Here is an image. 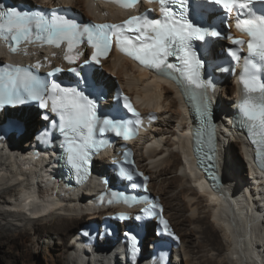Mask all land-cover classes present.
Masks as SVG:
<instances>
[{
	"label": "bare ground",
	"instance_id": "obj_1",
	"mask_svg": "<svg viewBox=\"0 0 264 264\" xmlns=\"http://www.w3.org/2000/svg\"><path fill=\"white\" fill-rule=\"evenodd\" d=\"M24 1L34 4L48 1V5L65 1L64 3H72L77 10L96 21L106 20L108 17L121 21L125 14L123 11H113L110 6L104 8L102 4L92 0ZM47 51L50 56L53 50L49 48ZM101 65L107 72L103 74V82L107 88L111 89L115 85L112 76H117L123 88L135 95L144 109L157 112L156 123L148 120L143 123L142 137L147 135L144 143L146 147L140 146L139 143L134 147L138 163L152 177V192L161 197L173 229L182 239L181 248L177 251L181 257L172 261V264H261L262 261L255 255H264V173L254 166V148L245 142L240 131L231 130L230 122L227 123L234 115L236 104L233 98L235 88L229 85L230 80L218 91L223 92V99L232 101V106L228 108V102L220 98L218 100L216 93L222 115L218 116V127L222 126L223 131L220 132L221 152L218 165L223 185L222 191L216 192L205 181L201 171L196 169L186 147V144L191 143L188 110L183 97L174 86L141 70L117 53L102 60ZM8 116L23 123L26 131L23 140L17 143L21 156L14 151V146L2 150L0 145V167L9 173L12 180L17 179L20 185L15 201L5 196L9 192L0 195L5 207L14 208L0 211V264H42L39 263L40 257L48 256L52 264H114L113 260L121 251L119 248L109 251L87 248V252H81V246L77 244L75 234L78 230L86 223L107 214L93 213L86 206L90 199L86 187H83V193L82 187L77 190L66 189L57 184L56 179H52L54 172L49 174V178L46 177L47 174L29 176L30 171L36 169L35 165L25 158V150L29 149L27 144L30 136L34 131L36 134L42 126L35 110H15ZM162 117L164 121H158ZM5 118L6 111L0 115V123ZM175 123L179 126L178 132L169 129L174 128ZM168 133L172 135L168 136ZM173 137L176 140L173 141ZM226 141L228 149L225 146ZM108 153L110 150L105 152ZM147 160L150 162H146ZM27 164L29 167H26ZM17 165L21 171L17 170ZM108 166L107 160L102 158L93 168L96 172L106 175L110 172ZM179 171L183 175H179ZM187 171L192 175V179H196V183H191ZM244 175L250 177L247 185L244 184ZM77 195H82L81 201L75 200ZM50 196H59V199L49 201L47 198ZM37 198H41L39 202L42 208L34 213L30 202ZM57 203L68 208L67 216H62V211L45 215L49 210L58 207ZM238 209L240 213L237 212ZM30 213L39 218H28ZM218 229L228 240L227 248L220 245ZM256 230L259 231L258 237L254 235ZM149 238L145 240L146 248L152 240V237ZM226 250L230 252L225 253ZM254 257L257 260H254ZM246 259L251 262L247 263Z\"/></svg>",
	"mask_w": 264,
	"mask_h": 264
},
{
	"label": "snow or ice",
	"instance_id": "obj_2",
	"mask_svg": "<svg viewBox=\"0 0 264 264\" xmlns=\"http://www.w3.org/2000/svg\"><path fill=\"white\" fill-rule=\"evenodd\" d=\"M123 7L130 8L138 0H114ZM158 3L160 17L150 18L143 14L132 16L121 24H81L68 18L60 10H23L17 6H0V40L9 43V51L16 53L23 43L41 42L59 48L66 45L64 60L69 65L75 64L80 53L75 50L86 41L93 49L91 61L99 64L106 58L113 44L123 53L138 61L143 67L156 74L176 82L183 94L196 104V111L207 116V89L212 87L210 80L202 76L204 64L193 50L194 40L203 41L206 36L221 37L219 31H209L208 27L198 24L200 5L194 0H148ZM220 7L225 15L236 13V28L249 37L247 44L249 57L245 58L244 71L241 74L243 97L239 104L242 116L240 123L247 129L251 142L255 146L256 161L264 169V12L257 14L254 0H206ZM264 4V0H260ZM233 45L242 46L244 41L227 36ZM231 56L239 60L237 50ZM250 57H257L259 63ZM173 58L175 62L170 60ZM89 61H84L87 64ZM41 65L37 63L36 68ZM62 69L54 68L48 76H54ZM69 71L81 76L76 68ZM62 87L54 80L42 78L29 67L5 65L0 67V109L23 105L27 101H37L41 108H49L58 117V123L50 121L52 129L60 133L61 147L64 149L66 163L74 174L81 178L88 174V165L93 154L105 147L103 140H97V133L111 131L122 139L132 138L141 124L140 114L132 107L129 98L123 97V107L131 113V118L108 119L98 115V99L92 93V83L84 78L85 88ZM87 92V94H86ZM44 119L49 117L45 115ZM207 123V121H205ZM37 140L45 145L52 143V131L45 128L37 134ZM199 143V140H198ZM129 169L120 168L123 178L131 181L134 172L133 161L127 159ZM216 146L214 133L209 132V153L198 156V167L205 172L214 191L219 192L220 184L216 176ZM145 177V181H146ZM139 185L132 183V189ZM100 201H104L102 195ZM108 203L123 202L126 204L139 202L136 196L125 195L123 192H112ZM157 204L152 202L143 209L145 217L157 215ZM162 211V210H161ZM143 217L137 216L140 220ZM120 219H127L121 215ZM161 234L174 235L168 221L159 217ZM88 235L87 232L84 233ZM132 250L137 247V237L126 233ZM162 264V262H161Z\"/></svg>",
	"mask_w": 264,
	"mask_h": 264
},
{
	"label": "rangeland",
	"instance_id": "obj_3",
	"mask_svg": "<svg viewBox=\"0 0 264 264\" xmlns=\"http://www.w3.org/2000/svg\"><path fill=\"white\" fill-rule=\"evenodd\" d=\"M113 78H114V81H115V83H120V80H119V78L117 77V76H112ZM229 85H233V84H231V83H229ZM223 92L222 91H218V100H219V98H220V100H222V101H224V102H228V108H229V106H232V101L231 100H225V99H223ZM174 97V96H173ZM219 110L221 111V109H220V106H219ZM160 114H162V112L160 113ZM35 115H36V113H35ZM170 115H172V114H170ZM218 116H219V114H218ZM36 117H37V115H36ZM168 117V116H167ZM222 117V116H221ZM164 117H162V118H160V122H163L164 120ZM159 123V122H158ZM175 125V127L174 128H169L170 130H172V129H174L175 131H177V128H178V130H179V126H178V124H174ZM177 126V127H176ZM160 127H164V126H160ZM178 132V131H177ZM176 132V133H177ZM168 136L170 135H172V133H168L167 134ZM31 137V136H30ZM165 137H167V136H165ZM165 140V139H164ZM172 140L174 141V140H176L175 139V137H173L172 138ZM225 146H226V148L228 149L229 147V145H228V143H227V141L225 142ZM175 151L177 152L178 150H177V148H175ZM182 160H183V157H182ZM184 161V160H183ZM245 161L247 162V160L245 159ZM184 163V162H183ZM185 164V163H184ZM17 169V168H16ZM18 170V169H17ZM178 174L179 175H183V173H181L180 171L178 172ZM187 174H189V177H190V181H191V183H196L197 181H195L196 179H192V175H190V173H188V171H187ZM9 176V173L8 172H6L5 171V169L4 168H2V167H0V195L3 193L4 194V192H9L8 194H5V196H7V198L8 199H11L12 201L14 200L15 201V199L18 197V186H20L19 184H18V182H17V179L16 180H12L11 179V177L9 178L8 177ZM15 179V178H14ZM19 181V180H18ZM195 181V182H194ZM244 184H249V181H250V177L248 176L247 177V175H244ZM14 185V186H13ZM245 185V186H246ZM194 186V185H193ZM252 186V185H251ZM17 194V195H16ZM15 195H16V197H15ZM225 203H226V201H225ZM227 203H229V201H227ZM238 203V202H237ZM236 207V206H235ZM239 206H237L236 208H238ZM14 209V208H13ZM12 208H8V207H5L4 206V204H3V201H2V198H1V196H0V211H4V210H13ZM237 212H239V209H238V211ZM240 213V212H239ZM247 217V216H246ZM236 220V223H238L237 222V219H235ZM211 222H213L214 223V221H213V219H211ZM230 223V222H229ZM152 225V227H153V225H154V223H151ZM232 225V224H231ZM219 231H218V235L220 236V240H221V243H220V245L222 246V247H224V248H227V242H228V240L223 236V233L222 232H220V229H218ZM256 234V235H255ZM254 235L255 236H259V231L258 230H256V232L254 233ZM4 237V236H3ZM148 239H150L149 237H148ZM3 241H5L4 239H3ZM254 241V240H253ZM4 244L6 243V241L5 242H3ZM226 244V246H224ZM263 245V244H262ZM146 247V246H145ZM262 247V246H261ZM260 247V248H261ZM264 248V247H263ZM262 249V248H261ZM263 250V249H262ZM264 251V250H263ZM230 251L229 250H226L225 251V253H229ZM264 254V253H263ZM227 256V255H226ZM256 257H257V259H259L260 261H262L261 262V264H264V255H262V257H258L257 255H255ZM261 256V255H260ZM39 257V256H38ZM43 262H42V261ZM250 262H251V260H249ZM253 261V260H252ZM39 263H42V264H52V262H51V260H50V258H49V256L48 257H46V258H44V257H40V262ZM3 264V263H2ZM4 264H8L7 262H4ZM185 264H186V262H185ZM249 264V263H248ZM250 264H252V262L250 263Z\"/></svg>",
	"mask_w": 264,
	"mask_h": 264
},
{
	"label": "water",
	"instance_id": "obj_4",
	"mask_svg": "<svg viewBox=\"0 0 264 264\" xmlns=\"http://www.w3.org/2000/svg\"><path fill=\"white\" fill-rule=\"evenodd\" d=\"M226 210H227V209H226ZM248 236L250 237V235H247V237H248ZM247 258H248V257H247ZM254 260H257V259L254 257ZM245 261H247V263L250 262V261H248V259H246ZM245 263H246V262H245Z\"/></svg>",
	"mask_w": 264,
	"mask_h": 264
}]
</instances>
